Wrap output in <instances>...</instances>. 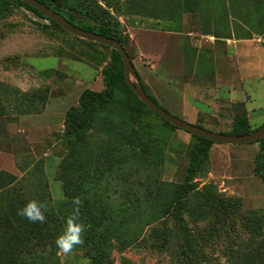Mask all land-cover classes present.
<instances>
[{"label": "rangeland", "instance_id": "1", "mask_svg": "<svg viewBox=\"0 0 264 264\" xmlns=\"http://www.w3.org/2000/svg\"><path fill=\"white\" fill-rule=\"evenodd\" d=\"M51 2L108 27L172 115L264 123V0ZM121 68L0 0V264H264V141L214 142L189 171L198 139L142 105Z\"/></svg>", "mask_w": 264, "mask_h": 264}, {"label": "water", "instance_id": "2", "mask_svg": "<svg viewBox=\"0 0 264 264\" xmlns=\"http://www.w3.org/2000/svg\"><path fill=\"white\" fill-rule=\"evenodd\" d=\"M28 5L32 6L36 9L39 13H41L44 17L49 18L55 21L62 29L65 31L76 35L80 38L94 41L97 43H101L106 45L115 51H117L120 55L122 64H123V78L126 85L131 89V91L139 98V100L151 111L155 114L159 115L163 120L167 121L171 125L183 129L189 133L196 134L198 136L204 137L216 143H223V144H242L252 141H258L259 139L264 138V123L257 127L255 130L241 134V135H232V134H225L218 131H212L193 123L187 122L183 119H180L168 111L164 110L160 107L143 89L142 85L140 84L139 80L135 78L133 80L130 75H134L136 77V71L132 62L129 59V56L122 46V44L115 39L114 37H108L106 35L96 33L94 31L83 29L79 26L74 25L70 21H68L64 16L60 13L53 10L51 7L47 6L45 3L40 2L39 0H20Z\"/></svg>", "mask_w": 264, "mask_h": 264}, {"label": "trees", "instance_id": "3", "mask_svg": "<svg viewBox=\"0 0 264 264\" xmlns=\"http://www.w3.org/2000/svg\"><path fill=\"white\" fill-rule=\"evenodd\" d=\"M17 1L18 3L24 5V7H26V9L28 11H32L33 13L43 17L44 19L49 20L51 23H53L55 26L60 27L55 21L44 17L41 13H39L36 9H34L32 6L28 5L27 3L20 1V0H14ZM40 2L45 3L47 6L51 7L53 10H55L56 12L60 13L62 16H64L68 21H70L71 23H73L76 26H79L83 29L86 30H90V31H94L96 33H100L103 35H106L108 37H113V35L111 34V32L109 31L108 27H106L105 25H98V27L96 29H93L92 27H90L89 25H83V24H79L77 22L73 21V17L68 14L65 13V11H63L61 8H59L57 5L53 4L51 2V0H39ZM116 39V38H115ZM119 41V40H118ZM101 44V43H100ZM103 45V44H102ZM106 46V45H105ZM108 47V46H107ZM110 48V47H109ZM110 50L112 51L113 54H115L117 56V58L119 59V62L122 66L121 70L119 71L120 74L123 76V64L120 58V55L117 51H115L114 49L110 48ZM124 79V78H123ZM125 82V81H124ZM126 85V83H125ZM126 87L128 88V90L134 94L131 89L126 85ZM145 90V89H144ZM145 92L148 94V92L145 90ZM94 97L92 99V102L90 103V105L87 108V111L90 112V110L95 109V107L101 103V102H106L110 99L111 97V89H110V83L107 82L106 87L99 93H94ZM135 95V94H134ZM149 95V94H148ZM136 96V95H135ZM150 96V95H149ZM137 97V96H136ZM151 97V96H150ZM138 98V97H137ZM152 98V97H151ZM139 99V98H138ZM153 99V98H152ZM140 101V100H139ZM140 103L142 105H144L141 101ZM145 106V105H144ZM159 116V115H158ZM160 117V116H159ZM161 118V117H160ZM162 119V118H161ZM163 120V119H162ZM242 121H240L237 125L234 126L233 130L230 132H221V133H225V134H232V135H241V134H245V133H249L250 132V127L247 124V122L244 119H241ZM165 121V120H163ZM167 124L171 125L170 123H168L167 121H165ZM173 126V125H171ZM175 127V126H173ZM177 128V127H176ZM187 132V131H186ZM189 133V132H188ZM191 135L195 136L198 141L197 143L194 145L192 152H191V161H190V165L188 170L191 171L193 170L192 167H194V165L199 161V157L200 155L206 151L212 143H214L213 141L206 139L204 137L198 136L196 134L190 133ZM264 141V138L259 139L258 142L262 143Z\"/></svg>", "mask_w": 264, "mask_h": 264}, {"label": "crops", "instance_id": "4", "mask_svg": "<svg viewBox=\"0 0 264 264\" xmlns=\"http://www.w3.org/2000/svg\"><path fill=\"white\" fill-rule=\"evenodd\" d=\"M259 58H257L256 60H258ZM257 62V61H256ZM257 63H260V64H262V61H261V59L260 60H258V62Z\"/></svg>", "mask_w": 264, "mask_h": 264}]
</instances>
